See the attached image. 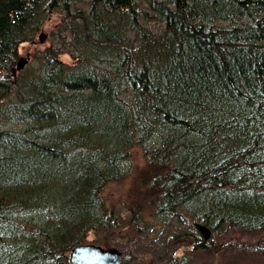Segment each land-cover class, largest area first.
Instances as JSON below:
<instances>
[{
	"label": "trees",
	"instance_id": "16d2710c",
	"mask_svg": "<svg viewBox=\"0 0 264 264\" xmlns=\"http://www.w3.org/2000/svg\"><path fill=\"white\" fill-rule=\"evenodd\" d=\"M228 229H264V0H0V264L247 250Z\"/></svg>",
	"mask_w": 264,
	"mask_h": 264
},
{
	"label": "rangeland",
	"instance_id": "374dc122",
	"mask_svg": "<svg viewBox=\"0 0 264 264\" xmlns=\"http://www.w3.org/2000/svg\"><path fill=\"white\" fill-rule=\"evenodd\" d=\"M81 1L86 2L87 0H81ZM49 6H51V3ZM71 9L77 10L76 12L86 11L83 8V6L80 5V3L72 6ZM69 11L70 10H67V12ZM65 12L66 11H63L62 8H60V10H58V8H54V9L48 8L45 22L42 24V27L40 29L41 32H39V33H44V35L46 36L45 40L43 41V43L42 42L41 43L37 42L36 44L25 43L20 45L17 49V58L27 57V62L28 61L30 62L31 59L29 58V56H31L35 51L41 50L43 48H47L49 46V36L51 32L57 27H60L61 22L65 20L64 17ZM38 34H36V39ZM59 58L63 63L71 62L70 58L66 56L61 55ZM140 157L141 154L139 150L133 148L131 152L128 154L127 160L129 161L127 162V164L128 165L136 164L137 162L140 161ZM127 188H130V185H127ZM111 190H112V186H108L107 188L104 189V194L107 196V198L108 195L111 193ZM122 214L125 215V213ZM150 235L153 236V234ZM88 239H90V237ZM107 239L109 240V244L113 245V247L111 248L116 249L117 251L120 252V254L122 253V251H124V249L120 251L124 244L123 239H119L118 237L115 236L108 237ZM229 239L238 240V242H243L244 244L250 246L245 251L231 249L230 252L215 251L213 253H208V252L194 253L192 252V250H187L188 248H184V246L181 245L180 248L175 249L176 251L173 257L179 260L185 257V261H184L185 264H264V229L256 233H243L238 231L237 229H228V231L225 234H223L219 238H215L213 240V244L218 245L221 243H227L230 245V242H228ZM115 245H117V247ZM121 256H122L121 264H145L146 262L149 261L148 257H144L140 253H131L130 257H127L124 254H121Z\"/></svg>",
	"mask_w": 264,
	"mask_h": 264
},
{
	"label": "water",
	"instance_id": "95a60500",
	"mask_svg": "<svg viewBox=\"0 0 264 264\" xmlns=\"http://www.w3.org/2000/svg\"><path fill=\"white\" fill-rule=\"evenodd\" d=\"M39 43L45 40L44 33H39L37 36ZM27 59L20 57L17 59L14 66L10 69L9 81L13 86L15 84V76L25 64ZM183 221V219H181ZM197 230L205 238L207 237V230L200 226L195 225ZM68 264H121L122 256L119 251L114 248L102 249L92 244L78 245L70 249L67 256Z\"/></svg>",
	"mask_w": 264,
	"mask_h": 264
},
{
	"label": "bare ground",
	"instance_id": "6f19581e",
	"mask_svg": "<svg viewBox=\"0 0 264 264\" xmlns=\"http://www.w3.org/2000/svg\"><path fill=\"white\" fill-rule=\"evenodd\" d=\"M138 2V1H137ZM63 8V7H62ZM143 8V7H142ZM59 10V9H58ZM73 11V10H72ZM71 11V12H72ZM60 12V11H59ZM49 17V16H48ZM123 20H124V18H123ZM61 21V20H60ZM62 23V22H61ZM58 25V24H57ZM70 25V24H69ZM164 25H166V24H164ZM169 29H171V28H169ZM166 30V29H165ZM172 32H174L173 30H172ZM128 33H130V31L128 32ZM171 33V32H170ZM50 34V33H49ZM162 34V33H161ZM128 36V35H127ZM129 38V37H128ZM164 39V38H163ZM134 40V39H133ZM166 42V41H165ZM43 43V42H42ZM167 43V42H166ZM154 44V43H153ZM54 47V46H53ZM138 48V47H137ZM67 51H68V49H67ZM77 54V53H76ZM78 55V54H77ZM137 56V55H136ZM130 59V58H129ZM133 62V61H132ZM138 63V62H137ZM23 70V69H22ZM143 71V70H142ZM163 118V117H162ZM131 121V120H130ZM128 124H130V122L128 123ZM189 126V125H188ZM192 131V130H191ZM186 132V131H185ZM201 147H202V145H201ZM178 148V147H177ZM150 156V155H149ZM148 156V157H149ZM128 169H129V167H128ZM149 179L147 178V181H148ZM154 187V186H153ZM147 189H149L150 191H151V188H147ZM145 190V189H144ZM146 191V190H145ZM145 193H148V192H145ZM150 194H152L151 192H149ZM148 193V194H149ZM154 193V192H153ZM147 194V195H148ZM146 195V194H145ZM142 196H143V194H142ZM149 196V195H148ZM151 196V195H150ZM146 197V196H145ZM153 202V201H152ZM155 204V203H154ZM154 206V205H153ZM211 207V206H210ZM31 208V207H30ZM45 213V212H44ZM184 220V219H183ZM196 220V219H195ZM203 221V220H202ZM63 222V221H62ZM196 222V221H195ZM210 225V224H209ZM194 227V226H193ZM35 229V228H34ZM44 230V229H43ZM201 238V237H200ZM193 241V240H192ZM105 247V246H104ZM126 248V247H125ZM124 248V249H125ZM162 248V247H161ZM117 249H119V248H117ZM158 249V248H157ZM120 251H122V248H121V250ZM123 252V251H122ZM153 253V252H152ZM122 254V253H121ZM166 254V253H165ZM164 255V254H163ZM161 257V256H160ZM148 263H149V261H148ZM150 264H151V262H150Z\"/></svg>",
	"mask_w": 264,
	"mask_h": 264
},
{
	"label": "flooded vegetation",
	"instance_id": "af4514ba",
	"mask_svg": "<svg viewBox=\"0 0 264 264\" xmlns=\"http://www.w3.org/2000/svg\"><path fill=\"white\" fill-rule=\"evenodd\" d=\"M66 12H67V9L65 8Z\"/></svg>",
	"mask_w": 264,
	"mask_h": 264
}]
</instances>
